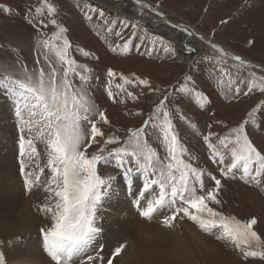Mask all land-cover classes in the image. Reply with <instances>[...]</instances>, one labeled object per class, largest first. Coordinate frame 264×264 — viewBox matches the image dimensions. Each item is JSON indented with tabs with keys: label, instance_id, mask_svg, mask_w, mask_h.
Returning a JSON list of instances; mask_svg holds the SVG:
<instances>
[{
	"label": "rangeland",
	"instance_id": "rangeland-1",
	"mask_svg": "<svg viewBox=\"0 0 264 264\" xmlns=\"http://www.w3.org/2000/svg\"><path fill=\"white\" fill-rule=\"evenodd\" d=\"M143 1L158 7V12L163 14L162 17L167 20L170 27L178 25V28H188L194 34L191 36L194 39L205 36L210 43L221 46L222 49L259 69L244 66L229 58L220 59L218 53L208 45L204 46L202 53L197 52L188 62V58L186 59L188 56L181 53L183 50L176 46L170 37L154 33L146 25L137 22L135 23L141 26L135 30L138 37L146 39L134 38L127 49L113 52L112 47L122 44L133 32L131 27L123 28L121 21L129 24L134 21L120 15H112L104 11V8L98 7L92 0H47V3H51L57 9L52 17L48 16L47 6L42 5V0H0V9L4 6L8 9L0 10V64L5 65L4 70L14 75L19 73L22 64L26 65L29 71L41 66L47 71V65L39 54L42 49L38 42L45 38L50 39L58 28L48 24L45 28L37 29L29 22V18L37 22L43 20L45 23L50 19H56L58 25L66 29L64 35L72 45L69 55L77 63L87 65L90 69L87 73L90 77L87 90L97 112L105 113L108 124H104L98 118V114H93L92 119L105 136L97 137L87 149L86 155L88 157L93 154L102 155L103 158L96 164L97 174L102 178L108 176L116 178L97 213V224L103 230L99 244L104 246L105 259L115 246L126 242L128 247L125 251H128V255H125L124 251L114 264H264V259L259 257H243L242 252L236 250L233 245L218 241L212 234L204 233L185 217L178 218L174 228H168L159 223L161 218L159 216L148 220L141 218L139 211L130 210L131 219L140 221L150 228L146 231L148 235L142 232L141 236L127 241L118 225L109 222L112 218L111 212L106 211L104 204L116 200V198L113 200V195L117 189L122 188L120 183L122 184L125 179L122 173L128 168L133 169V175L141 173L135 171L137 157L123 154L118 156L113 151L116 148L127 147L125 141L130 137L129 129L134 131L146 127L147 132L141 134L140 140L156 153L153 162H169L162 131L159 127L154 128L152 124H144L160 100L168 96L165 110L170 112L172 130L183 149L182 153L178 152V156L186 163L202 169L204 173L205 189L203 192L198 191V194H206L208 189L214 187L210 177L220 179L221 189L218 198L221 203L210 206L241 222L255 218L257 224L253 226V230L258 233L261 241H264V184L257 186L252 182L246 183L241 179L240 168H235L231 173L222 176L221 170L227 168L230 156L225 154V162L220 164L217 162L218 158H212V152L208 147V143H211L223 150L218 137L229 135L231 129L246 119V113L264 102V95L258 89L244 95L250 85L254 83L259 85L261 77L264 76L260 71L264 70V0ZM121 2L128 5L131 12H135L138 17H156V14L149 13L148 10L141 13L135 4L132 6L128 0ZM37 7H41L40 13H36ZM89 16L94 18L89 19ZM117 32H123L124 39L118 37ZM178 34L182 35L180 32ZM250 41L252 43H249ZM169 44L170 52H164L163 47ZM77 49H83L90 55L84 57ZM52 59L55 62L54 55ZM37 60L40 64L36 63ZM55 63L57 68L61 67L58 62ZM109 68L117 74L111 84L107 76ZM121 74L132 79L133 83L124 85L126 91L116 95L114 100L110 99L107 88L111 87L116 93L115 85L123 84L119 79ZM186 76L190 79L185 80ZM139 79H147L152 88L159 89V92L135 84ZM74 83L78 86L81 82L74 79ZM181 85H187L188 90L179 92ZM174 89L176 91H173ZM127 92H132L135 99L128 98ZM201 95L206 97L203 105L200 103ZM1 105L9 106L12 112L14 110L15 116L13 118L10 114V118L13 119L9 120L12 126V122L15 123L12 127L14 141L12 143L16 148L13 169L17 179L14 181L19 188L21 199L32 215V221L35 219L36 223L20 231V223L12 213L6 217L0 216V252L4 253L7 264H12L14 253L25 250L27 244L37 245L39 240L38 247L44 260L53 264L43 249L41 233L42 228L46 229L51 224L50 216L40 210L41 205L51 203L49 193L45 191V185L51 175L47 168L48 155L45 143L35 139V130L28 132L25 129L21 132L15 101L3 87H0ZM159 120H162V113L156 117L157 123ZM85 129H90V125L86 124ZM246 132L257 150L264 153V118L259 113L256 123L247 128ZM21 135L25 139L34 138L37 153L32 158L28 155L22 157L20 154ZM206 136L209 137L208 142L204 139ZM109 137L114 138L116 142L105 144V139ZM26 151H30L27 150V146ZM139 159L143 162V157ZM22 162L25 165L23 173ZM39 169H44L43 174ZM29 173L32 174L31 177L28 176ZM142 173L148 174L150 180L159 175L158 170L155 175L152 170ZM37 175L39 181L35 182ZM25 179L33 181L27 190ZM158 192L159 186L152 185L149 199L154 198Z\"/></svg>",
	"mask_w": 264,
	"mask_h": 264
},
{
	"label": "snow or ice",
	"instance_id": "snow-or-ice-1",
	"mask_svg": "<svg viewBox=\"0 0 264 264\" xmlns=\"http://www.w3.org/2000/svg\"><path fill=\"white\" fill-rule=\"evenodd\" d=\"M134 3L141 13L148 10L163 16L143 0H134ZM43 4L47 6L48 16L52 17L57 9L51 3H47V0H42ZM0 10L8 11L7 6ZM35 11L40 13L41 7H37ZM88 18L93 19L94 17L89 16ZM29 22L37 29L45 28L48 24L58 28V31L52 33L50 39L45 38L38 42L42 49L39 54L47 65V71L43 66L29 71L27 66L22 64L19 73L14 75L4 70L5 65L0 64V87H3L15 101L16 116L20 120L21 132L25 129L28 132L35 130V139L44 142L47 150V168L51 175L45 185V191L49 193L51 203L41 205L40 210L50 216L51 224L46 229H41L43 249L53 264H114V261L122 256L128 246L126 242L119 243L105 259L104 246L99 244L103 230L97 224V213L103 198L109 194V188L116 178L112 176L102 178L97 174L96 164L103 158L102 155L93 154L91 157L86 155L87 149L96 141V138L105 136L96 121L92 119L93 114H98V118L104 124H108V119L103 111L97 112L96 105L87 90L90 79L87 73L90 69L87 65L77 63L69 55L72 45L64 35L66 29L60 27L56 19H50L45 23L43 20L37 22L29 18ZM121 24L125 29L131 27L133 32L127 39H124L123 32H117L116 35L124 39V42L113 46L111 49L113 52L127 49L134 38L146 39V37H138L135 31L141 27L140 25L123 21ZM183 31L188 36L194 35L188 28ZM210 47L218 53L220 59L229 58L228 53L219 49L216 44L212 43ZM170 48L171 44L164 46L163 51L170 52ZM77 51L84 57L90 55L83 49H77ZM53 55L55 62L61 66L60 68H57L56 63L53 62ZM230 59L244 63L239 56H232ZM17 63L19 64V60ZM36 63L40 64V61L37 60ZM107 76L111 84L117 74L109 68ZM74 79H78L81 83L77 86ZM119 79L123 81V84L115 85L116 93L111 87L107 88V95L110 99L114 100L116 95L125 92L124 85L133 83L132 79L122 74ZM184 79L189 80L190 77L186 76ZM135 84L159 92V89L152 88L147 79L136 80ZM256 89L264 95V76L261 77L259 85L255 83L250 85L248 92L244 95ZM187 90V85H181L178 89L179 92ZM236 92H239L238 88ZM126 94L128 98L135 99L132 92ZM205 100L206 97L201 95V105ZM167 101L168 96L160 100L144 124H152L154 128L159 127L162 131L169 162H153L156 153L140 140L141 134L147 132L146 127L134 131L129 129L130 137L125 141L127 147L113 150L118 156L123 154L137 157L136 172L152 170L154 175L157 170L159 172L157 178L151 179L144 185L145 192L152 185H158L159 192L146 204L140 202V217L152 220L159 216L161 217L159 223L168 228H174L175 221L180 217H185L204 233L212 234L218 241L222 240L233 245L236 250L242 252L243 257L264 259V241H261L258 233L253 230V226L257 224L255 218L241 222L210 206L221 203L218 198L221 189L220 179L215 176L210 177L214 182V187L208 189L206 194H198V191L203 192L205 189L204 173L202 169L179 158L178 152L182 153L183 149L178 144L177 137L172 130L170 112L165 110ZM161 113L162 120L157 123L156 117ZM257 113L264 118V102L246 113V119L231 129L229 135L218 137L219 145L223 150L211 143H208V147L212 152V158H218L217 162L220 164L225 162V154L230 156L227 168L221 170L222 176L231 173L235 168H240L242 170L241 179L246 183L252 182L259 186L264 184V153L257 150L246 132L247 128L256 123ZM86 124L90 125V129H85ZM204 139L206 142L209 141L208 136ZM104 142L112 144L116 140L109 137ZM19 146L22 157L28 155L32 158L37 153L34 138L25 139L21 135ZM26 146L30 151H26ZM100 151L102 152L103 149ZM140 157H143V162L139 159ZM24 169L25 165L22 162V173ZM39 172L43 174L44 169H39ZM31 175V173L28 174L29 177ZM122 175L125 179H132L133 169H125ZM38 181L39 175L36 176L35 182ZM30 183L33 181L25 179L26 190ZM161 209H167V212L162 213ZM0 264H7L3 252H0Z\"/></svg>",
	"mask_w": 264,
	"mask_h": 264
},
{
	"label": "bare ground",
	"instance_id": "bare-ground-1",
	"mask_svg": "<svg viewBox=\"0 0 264 264\" xmlns=\"http://www.w3.org/2000/svg\"><path fill=\"white\" fill-rule=\"evenodd\" d=\"M92 1L98 7H100L101 9L104 8V11L109 12L112 15H120L124 18L126 17L131 21L146 25L154 33L170 37L175 42V45L183 50V52L181 53H183L184 56H188L186 57V59L188 58V62L193 59V55L195 53H202L204 46L208 45V47L211 48L210 44L212 43H210L209 39L205 36L198 37V39H194L193 37L189 38L187 37V35L183 34V29H185V27L178 28V25H175L172 28L170 27L171 25L167 22V20L159 15H156V17L153 18L138 17L135 12H131L128 5H125L123 4L124 2H121L122 0ZM114 1L117 3H115ZM128 2H131L132 6L135 4L134 0H128ZM144 3L149 4L147 2ZM153 7L158 12V7L156 8L155 5H153ZM160 20L165 21L161 22ZM178 32H180L182 35L179 36ZM218 47L219 49L228 53L229 59L232 56H236L235 54L222 49L221 46ZM193 49L195 50L194 52L192 51ZM241 60L244 62V66L253 68L256 67L255 65L249 64V62L242 58ZM232 61L240 63V61ZM256 69L259 68L256 67ZM260 71L264 73V70L260 69ZM10 114L12 115V109L9 106H0V216L6 217V215L12 213V215L16 217V220H18L17 222L20 223V231H23L27 226L34 225L36 221L35 219H33L32 221V215L27 210L28 208L26 207L25 202H23V200L21 199L19 188H17V184L14 181L17 179L14 176L13 169V162L16 156V148L14 143H12L14 142L12 140L13 126L9 123V120L12 118H10ZM148 182H150L148 174L142 172L137 175L134 174L132 179H124L122 182L123 185L120 183L122 188L118 187L120 189H117L116 193L113 195V200L114 198H116V200H114V202L110 201V203L106 202L104 204L107 208L106 211L111 212L112 218L111 220H109V222L118 225L120 232L122 233V235H124L126 241L127 239H133L134 237L141 236L142 232H146L148 231V228H150L143 225L144 223L135 221V219H131L130 217V210L140 211V202L146 204L149 200L152 186L148 188L146 192L144 189V185ZM127 190H129V193L127 192ZM121 192L123 195L121 194ZM128 198L130 199V201H128ZM161 212L165 213V209H161ZM120 219H122L121 222L119 221ZM38 246L40 247L39 240L37 241V245H35L34 243L27 244L25 250L17 251L16 253H14V255L12 256L13 261H11L12 264H50L51 262L49 263L48 261L44 260V256L42 255V252ZM125 252V255H128V251Z\"/></svg>",
	"mask_w": 264,
	"mask_h": 264
},
{
	"label": "built area",
	"instance_id": "built-area-1",
	"mask_svg": "<svg viewBox=\"0 0 264 264\" xmlns=\"http://www.w3.org/2000/svg\"><path fill=\"white\" fill-rule=\"evenodd\" d=\"M184 35H187V34L184 32ZM187 37H189V38H190L191 36H188V35H187ZM195 54H196V53H195Z\"/></svg>",
	"mask_w": 264,
	"mask_h": 264
}]
</instances>
